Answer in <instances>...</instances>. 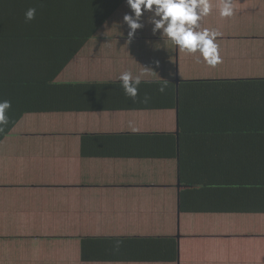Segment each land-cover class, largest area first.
Masks as SVG:
<instances>
[{
  "label": "crops",
  "instance_id": "obj_1",
  "mask_svg": "<svg viewBox=\"0 0 264 264\" xmlns=\"http://www.w3.org/2000/svg\"><path fill=\"white\" fill-rule=\"evenodd\" d=\"M210 3L199 25L220 33L215 66L153 33L151 11L142 10V27L129 38L124 16L133 12L123 0L55 78L120 82L122 72L143 73L152 84L137 100L152 98L157 107L25 113L3 137L0 264H264V209H236L237 184L187 187L180 179V170L197 182L241 171L209 154L207 137L187 140L204 143L205 154L187 147L179 154L180 110L183 129L203 120L199 130H210L216 117L194 113L214 107L211 95L220 93L185 81L264 78V0H232L230 17L220 16L221 0ZM83 135L90 137L82 143ZM9 139L20 146L5 151ZM88 236L138 242L128 260L85 261L80 241ZM153 238L162 257L175 259H146L143 246Z\"/></svg>",
  "mask_w": 264,
  "mask_h": 264
},
{
  "label": "trees",
  "instance_id": "obj_2",
  "mask_svg": "<svg viewBox=\"0 0 264 264\" xmlns=\"http://www.w3.org/2000/svg\"><path fill=\"white\" fill-rule=\"evenodd\" d=\"M123 0H0V101L7 100L11 107L5 111L7 123L0 125V141L25 113L141 109L157 107L152 98L141 103L125 95L120 82H57L56 76L69 63L84 42L113 14ZM35 8V18L25 19V12ZM197 81V82H194ZM198 88L211 91L215 106L199 108L196 119L217 120L212 129L200 131L201 126L183 129L187 114L179 112V154H205L204 143H188L189 139L207 137L209 154L223 160L237 162L241 171L222 174L218 178L197 181L180 179L187 186L223 184L238 185L242 205L240 211L264 209V78L189 80ZM151 82H141V95ZM191 85L190 87H192ZM215 87V88H214ZM219 88V89H218ZM143 91V92H142ZM153 92L148 95L152 97ZM207 99L210 95H207ZM217 100V101H216ZM224 100V101H222ZM139 101V102H138ZM197 114V115H196ZM208 115V117H206ZM210 116V117H209ZM238 132V133H237ZM237 133L239 137H233ZM90 135L82 136V143ZM221 138L217 140L216 138ZM233 140L235 143H231ZM229 151V154L228 152ZM183 161V160H182ZM205 180V181H204ZM204 181V183H203ZM240 201V200H239ZM235 209V210H236ZM138 239L123 241L84 237L80 241L81 259L97 261L128 260L135 252ZM139 240H142L139 238ZM144 240V239H143ZM146 259L158 261L175 259L172 254L162 257L160 238H153ZM155 243V244H153ZM142 244V243H141ZM153 244V245H151ZM157 253V256L151 255Z\"/></svg>",
  "mask_w": 264,
  "mask_h": 264
},
{
  "label": "clouds",
  "instance_id": "obj_3",
  "mask_svg": "<svg viewBox=\"0 0 264 264\" xmlns=\"http://www.w3.org/2000/svg\"><path fill=\"white\" fill-rule=\"evenodd\" d=\"M127 3L133 12V15L124 16V21L130 28L129 38L136 29L142 27V10L151 11L149 22L153 25V33L160 31L162 36H166L186 52L199 51L210 66H215L220 61L218 46L215 43L220 33L207 28L201 30L199 25V21L212 10L210 0H127ZM35 14L36 9L29 8L25 12V19L32 20ZM219 14L221 17L234 14L232 0H221ZM142 76L143 73L134 76L130 71L122 72L118 76L125 95L133 100L137 98ZM160 91H163V88ZM10 107L9 101H0V125L7 123L5 111Z\"/></svg>",
  "mask_w": 264,
  "mask_h": 264
},
{
  "label": "rangeland",
  "instance_id": "obj_4",
  "mask_svg": "<svg viewBox=\"0 0 264 264\" xmlns=\"http://www.w3.org/2000/svg\"><path fill=\"white\" fill-rule=\"evenodd\" d=\"M20 146V143H19V141H17V140H8V142H7V144H6V149L4 148V150L5 151H7L8 150V147H11L12 149H16V148H18Z\"/></svg>",
  "mask_w": 264,
  "mask_h": 264
}]
</instances>
